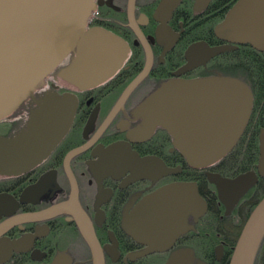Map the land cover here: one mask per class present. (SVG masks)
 I'll list each match as a JSON object with an SVG mask.
<instances>
[{"label": "flooded vegetation", "instance_id": "af4514ba", "mask_svg": "<svg viewBox=\"0 0 264 264\" xmlns=\"http://www.w3.org/2000/svg\"><path fill=\"white\" fill-rule=\"evenodd\" d=\"M162 1L135 0L130 11V0H96L97 8L88 20L87 29L103 28L127 42L131 52L123 68L96 88L68 89L60 79L79 63L76 48L47 76L52 79L46 92H35L12 116L0 121V136L12 140L27 130L35 113L47 112L43 105L45 96L55 94L77 102L72 126L50 156L26 173L0 179V264H96L97 260L103 264H167L176 253L184 258L182 264H187L191 255L192 264H229L241 223L264 194V176L258 170L264 128L259 134L257 162L243 174L230 176V172L220 168L228 154L210 167L192 168L175 147L176 136L162 127L153 132L147 130L149 119L144 106L166 83L223 76L217 73L221 71L214 63L227 53L246 48L264 52L251 45H237L235 50L212 58L206 65L176 76L188 63L186 52L192 44L206 42L211 47L228 44L217 36L216 27L239 0L223 18L222 10L212 12L220 0H210L202 11H196V0H180L167 22V34H158L161 21L155 14ZM148 52L152 61L148 75L116 109L126 88L145 70ZM122 70L125 73L120 75ZM116 77L120 78L114 80ZM232 78L246 83L245 79ZM54 79L57 84L52 83ZM257 86L264 88V82L258 81ZM173 119L182 117L174 115ZM194 131L197 133L199 128ZM189 143L199 142L189 140ZM77 149L82 151L66 164L68 155ZM137 160H146L138 170ZM249 172L256 173L258 181L227 213L212 176L233 180ZM175 185H180V195H168L167 202L188 198L187 194L192 193L199 205L191 213L178 211L177 215H181L175 221L178 227L167 229L163 224L158 230L163 240H152L138 224L143 217H133L145 214L143 200ZM24 194L26 201L22 202ZM73 194L93 228L91 237L81 228L75 204L70 205ZM66 204L69 206L65 212L51 217L23 218ZM204 204L206 212L201 214ZM157 206L156 202L150 208ZM125 224L142 231L140 238L131 235ZM167 230L179 233L174 242L163 238V231ZM258 253L255 264H264V243Z\"/></svg>", "mask_w": 264, "mask_h": 264}, {"label": "water", "instance_id": "95a60500", "mask_svg": "<svg viewBox=\"0 0 264 264\" xmlns=\"http://www.w3.org/2000/svg\"><path fill=\"white\" fill-rule=\"evenodd\" d=\"M179 1L163 0L158 7L155 14V18L161 21L158 34H167V22ZM196 1V11H202L210 0ZM134 4L135 0H130V11H133ZM96 8V0H0V121L12 116L76 48L79 63L60 79V83L68 89L96 88L123 68L131 52L125 40L103 28L87 29L88 20ZM216 34L228 44L217 47H211L206 42L192 44L186 52L188 63L176 76L199 65H206L212 58L235 50L237 45H251L264 52V0H239L216 27ZM151 64V54L148 52L145 70L126 88L116 109L145 79ZM212 77L166 83L144 106L149 119L147 130L153 132L155 128L162 127L176 136L175 147L188 164L196 169L216 164L234 148L253 110V93L245 82L226 76ZM62 99L55 94L45 96L43 105L47 112L35 113L27 130L12 140L0 136V179L34 169L59 146L72 126L77 108L76 101ZM174 115H180L182 119L174 120ZM194 128H199V131L195 133ZM189 140L199 143H189ZM81 151L77 149L71 152L66 164ZM136 163L138 170L141 164H146V160H137ZM258 170L264 176V129L260 136ZM212 179L217 182L220 198L229 213L238 198L258 181V176L249 172L233 180L219 176H212ZM178 187L180 185L165 187L147 197L142 201L145 214L133 217H143L138 224L142 225L144 233L152 240H163L158 231L161 225L164 224L167 229L178 227L175 224L181 216L177 215L178 211L191 213L199 205L197 196L192 193L187 194L188 198L167 202L168 195H180ZM73 188L76 190L74 182ZM25 194L22 202L26 201ZM156 202L158 206L150 208ZM72 203L75 204L81 228L91 237L93 228L88 225L87 216L76 204L74 194L70 205ZM68 206H56L42 214L25 215L23 218L38 220L51 217L65 212ZM205 212L204 204L201 214ZM125 225L131 235L140 238L142 231L137 230L138 233L134 226ZM163 233V238L171 242L179 234L175 230ZM263 238L264 197L245 222L229 264H255ZM91 241H94L93 238ZM187 258V264H192L193 256ZM183 259L180 253H176L167 264H182ZM96 264L103 263L97 260Z\"/></svg>", "mask_w": 264, "mask_h": 264}, {"label": "trees", "instance_id": "16d2710c", "mask_svg": "<svg viewBox=\"0 0 264 264\" xmlns=\"http://www.w3.org/2000/svg\"><path fill=\"white\" fill-rule=\"evenodd\" d=\"M237 0H220L219 6L212 10L213 13L222 10V18L227 11L236 3ZM221 17V16H220ZM211 41L210 38L206 39ZM211 43V42H210ZM214 67L220 69L217 72L220 75L239 77L245 79L246 83L252 86L254 93V105L252 115L243 136L237 141L235 147L222 160L221 169L230 172V176H238L248 171L252 163H256L259 157V134L264 128V88L257 86L258 81L264 82V54L255 52L250 48L241 49L239 51L227 53L219 57ZM125 70L120 72L124 74ZM116 77L114 80L119 79ZM250 81V83H249ZM264 194L248 212L245 221L241 223V231L244 227V222L247 221L251 212L256 205L263 199ZM264 243V238L262 245Z\"/></svg>", "mask_w": 264, "mask_h": 264}, {"label": "bare ground", "instance_id": "6f19581e", "mask_svg": "<svg viewBox=\"0 0 264 264\" xmlns=\"http://www.w3.org/2000/svg\"><path fill=\"white\" fill-rule=\"evenodd\" d=\"M115 35H116V34H115ZM117 36H118V35H117ZM125 42H126V41H125ZM126 43H127V42H126ZM130 84H131V83H130ZM130 84H129V85H130ZM139 85H140V84H139ZM139 85H138V86H139ZM136 88H137V87H136ZM136 88H135V89H136ZM234 147H235V146H234ZM229 153H230V152H229ZM229 153H228V154H229ZM249 188H250V187H249ZM247 190H248V189H247ZM247 190H246V191H247ZM256 206H257V205H256ZM261 246H262V243H261V245H260L259 250L261 249ZM259 250H258V252H259ZM257 254H259V253H257ZM232 255H233V254H232ZM256 260H257V256H256ZM256 260H255V262H256Z\"/></svg>", "mask_w": 264, "mask_h": 264}]
</instances>
